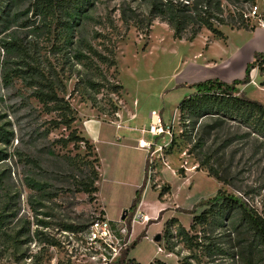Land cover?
Returning a JSON list of instances; mask_svg holds the SVG:
<instances>
[{
    "label": "rangeland",
    "instance_id": "rangeland-1",
    "mask_svg": "<svg viewBox=\"0 0 264 264\" xmlns=\"http://www.w3.org/2000/svg\"><path fill=\"white\" fill-rule=\"evenodd\" d=\"M33 1L4 0L0 11V264H104V257L125 250L123 242L114 238L108 239V246L100 239L92 240L91 225L103 219L104 211L79 190L91 165H98L83 144L64 147L61 143L69 132L55 127V115L45 113L34 97L29 78L20 73L25 70L24 48L38 52L47 72L54 68L66 75L67 98L77 88L70 99L77 115V109H93V100L99 116L117 120L125 105L126 117L136 115V120L126 123L135 131H122L119 136L141 137L155 147H166L156 154L151 178L144 175L141 186L123 200L125 208H111L112 215L121 219L140 190L146 213L158 216L160 225L150 221L147 234L152 239L160 235L161 242L141 239L129 259L140 264H247L253 237L240 211L215 208L210 222L195 229H191V221L209 209L200 207V203L213 198L220 189L264 214V137L238 121L215 116L182 118L178 106L194 93L185 83L194 84L211 76L212 71L206 70L209 64L231 60L234 71L245 77L247 65L264 49V37L257 33L262 29L223 26L226 40L214 39L204 29L190 42L175 40L170 27L156 20L149 35L132 27L124 39L118 40V66L108 72L90 48L107 54L104 46L108 48L109 44L100 43V33L115 34L117 39L111 25L124 33L120 8L129 4L146 13L145 3L91 0L84 15L66 33L56 20L36 15ZM258 2L263 6L262 0ZM250 8L248 4L238 5L245 14ZM209 68L224 72L218 66ZM100 71L111 84H122L124 91L113 94L107 88H90V80L100 83ZM251 78L249 85L240 87L248 98L264 104V75L255 69ZM116 107L118 112L113 113ZM153 112L161 117L172 137L142 136L140 129L150 127ZM146 157L149 159L147 151ZM209 168L223 182L211 177ZM196 170L205 173L194 174ZM187 174L189 181H185ZM116 181L133 183L134 179L127 176ZM161 193L169 204L159 212L163 206ZM177 205L178 209L174 208ZM174 210L178 224L162 231L163 214ZM180 226L188 228L186 236L180 235ZM146 229L141 224L135 227L136 240ZM136 240L131 238L128 247Z\"/></svg>",
    "mask_w": 264,
    "mask_h": 264
},
{
    "label": "trees",
    "instance_id": "trees-1",
    "mask_svg": "<svg viewBox=\"0 0 264 264\" xmlns=\"http://www.w3.org/2000/svg\"><path fill=\"white\" fill-rule=\"evenodd\" d=\"M3 1L0 0V11L3 10ZM147 5L146 13L131 7L129 4L120 8V21L124 26L122 33L114 23L111 29L116 30L117 39L110 34L100 33V43L108 42V48H105L107 54L97 52L93 48L90 51L97 60L107 67L108 72L116 69L118 66L116 50L118 40L124 39L130 29L136 28L139 32H146L149 35L152 31L153 24L156 20L166 24L173 32L175 40H187L193 42L204 29L208 30L214 39L226 40L227 36L221 30L223 26H229L233 30L254 31L256 28L251 20L245 18V13L239 11V4H248L253 6L257 0H139ZM91 0H34L32 8L36 15H41L45 19L56 20L58 25H62L68 33L74 28L76 20L82 15ZM230 8H234L233 10ZM99 39V38H98ZM25 70L20 73L27 75L30 86L34 88V97L43 107L48 115H55L53 123L56 128H65L69 135L61 140L64 147L71 144L74 146L83 144L88 150L89 157L92 156L98 166L93 165L90 171L84 175L80 185V193L89 196L91 201H96L98 194V182L100 181V160L95 154L94 146L91 142L82 136L77 127V114L70 99L76 90L67 98V87L65 85L66 75L60 74L54 68L50 72L43 67L37 51L24 48L22 50ZM258 69L264 75V53H257L254 60L247 65L245 77L242 80H235L232 83H226L219 79H210L204 82L195 83L189 86L194 93L187 96L179 104L178 110L182 118L186 115L192 117L215 116L230 121H238L253 128L255 133L264 137V104L248 98L247 94L241 90L240 86H247L252 82V71ZM100 83L89 81V87L92 89L107 88L111 93L118 94L124 91L122 84L116 86L109 82L107 76L100 71ZM71 78V77H70ZM79 81L76 86H79ZM264 88V82L261 84ZM93 109H97L96 102L92 100ZM114 106V104H112ZM118 108H114L113 113H117ZM109 117L112 113L107 114ZM174 141L170 146L173 147ZM148 168V165H147ZM98 169V170H97ZM210 176L219 182L223 180L212 169H208ZM147 175V169H146ZM147 182V177H146ZM145 182V185H146ZM169 194L171 188L166 190ZM137 197L130 207V214L137 211V206L141 202V191L137 192ZM96 197V198H95ZM163 193L159 194L162 201ZM200 207H209L200 215H195L191 223V229L198 225H207L211 220L212 212L219 208L222 212L238 210L241 212L242 221L247 227L248 232L253 237V245L247 251V264H264V214H260L255 208L246 203L243 199L236 197L234 194H226L219 190L217 194L208 200L200 203ZM126 211L123 216L129 212ZM105 215V214H104ZM178 224L177 219L168 221L164 226V232L170 226ZM131 233V227H130ZM187 230L180 226V235L186 236ZM146 237L144 232L130 247L121 252V256L109 264H140L135 259H129V254L141 239ZM255 247V248H253Z\"/></svg>",
    "mask_w": 264,
    "mask_h": 264
},
{
    "label": "crops",
    "instance_id": "crops-1",
    "mask_svg": "<svg viewBox=\"0 0 264 264\" xmlns=\"http://www.w3.org/2000/svg\"><path fill=\"white\" fill-rule=\"evenodd\" d=\"M257 32V31H256ZM261 36L264 37V31H258ZM257 51V50H255ZM261 53H264V49ZM246 62V61H245ZM218 66L219 71H224L221 73L216 72L217 70H213L209 67ZM245 66V63L244 65ZM244 68V67H243ZM208 71H212L210 77H203L197 79L196 81H207L210 79H219L226 83H232L235 80H242L244 77L239 76L237 71L233 69V63L231 60L223 61L220 64H209L206 68ZM194 81V84L195 82ZM253 81L256 83L255 79ZM192 85V83H185ZM257 84V83H256ZM241 90L243 87H240ZM243 91V90H242ZM192 95V93L190 94ZM189 95V96H190ZM85 110L77 109L78 115L77 118V127L81 132L82 136L88 139L91 144L94 146L95 154L98 156L100 160V181L98 182V194L97 202L101 207V210L104 211V216L110 220L111 222H118L120 220L119 217H115L111 213L112 207H118L123 210L125 207L122 205L123 200L134 190L141 186V182L144 179V175H146V169L148 165V159L146 157V150H143L139 147V141L143 138L139 137L136 139H126L125 136L121 138L119 135L122 131H135L134 128L126 126V123L129 121L136 120V115L134 113L127 114V117L123 113V109L120 111L117 120H110L106 116H102L98 114V112L92 109L90 106H86ZM150 142V141H149ZM103 164L106 165V168H103ZM198 172L204 171H195L194 174ZM193 174V175H194ZM191 175V176H193ZM131 177L134 179L133 183H124L123 181H116V178L121 177ZM190 175L187 174L185 181H189ZM127 187V188H123ZM220 187V186H219ZM173 192V191H172ZM173 194V193H172ZM169 197V196H168ZM171 197V196H170ZM173 197V195H172ZM167 197L163 198L160 211L166 210V205L169 204L165 202ZM166 203V204H165ZM178 205L174 208H177ZM138 209L145 215L149 216L150 221L154 226L160 225L158 221H156L158 216H150L145 211V203L143 201L140 202ZM126 212V211H125ZM124 212V213H125ZM163 213V212H162ZM165 213L162 216L160 221L163 222V226L172 219H179L175 215V210L171 211L170 214ZM166 215V216H165ZM123 218V217H122ZM121 218V219H122ZM192 223V221H191ZM142 226H146L147 229L144 231L146 233L145 240H149L152 242V238H149L147 232L151 228V224H142ZM187 228L186 226H184ZM188 229V228H187ZM164 227L162 228V231ZM162 231L158 232L161 233ZM138 234H136L135 229L132 233V238L136 240ZM155 243V242H152ZM139 263V262H138ZM152 263V262H151Z\"/></svg>",
    "mask_w": 264,
    "mask_h": 264
},
{
    "label": "built area",
    "instance_id": "built-area-1",
    "mask_svg": "<svg viewBox=\"0 0 264 264\" xmlns=\"http://www.w3.org/2000/svg\"><path fill=\"white\" fill-rule=\"evenodd\" d=\"M262 5L263 6H260L257 0V3L251 6L250 11L245 15V18L251 20V23H254V26H257V28L264 30V0H262ZM253 83L256 84L254 81ZM150 119V127L147 129H140L142 136L150 135L154 138L164 135L169 137L173 136L172 132L166 129L161 117L158 114L153 112ZM139 147L143 150H146L149 154L147 174L148 177L151 178L156 154L162 152L166 147H155V145L151 144L149 141H146L144 138L139 141ZM149 222V216L143 214L139 209H137L133 215H131L129 211V213L126 214V218L124 220L120 219L115 223L111 222L104 216L103 219L97 220L91 225L90 235L93 241L100 239L102 245L106 246H108V239L114 238L118 243L123 242L125 249H127L132 238L131 233L129 234L130 227L131 230H134L137 225L147 224ZM128 236L130 237L127 238ZM151 241L154 242V239ZM123 250L124 249H121L119 254H110L109 258L104 257V264H109L116 261L121 256V252ZM159 251L162 252V249L159 248Z\"/></svg>",
    "mask_w": 264,
    "mask_h": 264
},
{
    "label": "water",
    "instance_id": "water-1",
    "mask_svg": "<svg viewBox=\"0 0 264 264\" xmlns=\"http://www.w3.org/2000/svg\"><path fill=\"white\" fill-rule=\"evenodd\" d=\"M126 218V216H123V220ZM162 238L161 236L159 235L157 238L154 239V242H161Z\"/></svg>",
    "mask_w": 264,
    "mask_h": 264
}]
</instances>
